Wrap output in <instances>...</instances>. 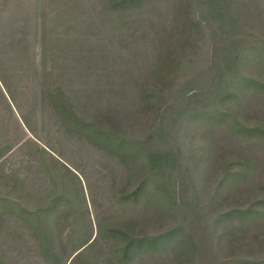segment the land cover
Wrapping results in <instances>:
<instances>
[{"label":"trees","instance_id":"16d2710c","mask_svg":"<svg viewBox=\"0 0 264 264\" xmlns=\"http://www.w3.org/2000/svg\"><path fill=\"white\" fill-rule=\"evenodd\" d=\"M28 4L0 0V87L14 102L2 66L15 77L30 70L37 96L49 101L63 137L75 139L128 172L144 165L147 173L141 178L133 170L127 174L126 185L113 197L117 204L139 202L152 179L157 200L167 204V215L184 210L187 202L182 195L175 198L183 192L176 177L185 176L188 169L181 167V149L171 133L178 121L190 128L226 124L245 153L238 157L236 151L230 153L234 159L224 167L220 184L230 188L248 183V200L208 224H202L206 215L201 211L206 207L194 206L198 236L216 232L226 221H240L241 230L262 222L264 123L243 126L234 120L238 109L224 106L255 97L264 100V0H35ZM257 114L264 117V108ZM119 117L145 118L146 130L133 135L130 120ZM6 149H0V158ZM36 153L40 175L48 185L40 192L38 205L25 207L7 195L1 201L10 215L17 214L51 263L59 257L48 228L53 217L60 219L67 213L80 222L84 177L44 148H36ZM10 183L15 188L21 180L0 176V191ZM219 191L215 189L209 205L221 202ZM119 225L99 222L97 236L120 240V259L146 246L154 248L180 230L149 238L129 235ZM85 236L79 233L76 251L85 248L77 258L85 259L98 243V238L89 243ZM187 239L178 242L181 256L193 264L201 261L197 246L189 247ZM222 264H264V256L256 262L225 260Z\"/></svg>","mask_w":264,"mask_h":264},{"label":"rangeland","instance_id":"374dc122","mask_svg":"<svg viewBox=\"0 0 264 264\" xmlns=\"http://www.w3.org/2000/svg\"><path fill=\"white\" fill-rule=\"evenodd\" d=\"M25 1L30 6L35 0ZM2 71L14 102L0 87V149L7 147L0 158V176H14L21 180V184L13 188L12 181L7 187L10 191L5 186L0 191V264H193L187 256H181L178 250V242L185 236L189 238V247L197 246L201 254V261L194 264H222L225 260L256 262L264 256V218L256 226H243V230L240 229V221H226L216 232L209 230L198 236L200 227L197 219L192 217L194 206L206 207L201 211L206 215L202 224H208L218 214H224L237 205L242 207L248 200V183L239 182L230 188L227 183L220 184L224 167L234 159L230 153L236 151L235 156L245 153L239 137H234L226 124L211 129L204 126L190 128L192 126H185L184 121H178L171 133L172 139H176L181 149V167L188 169L185 176L176 177L177 184L183 185V192L175 195V198L182 195L187 202L184 210L167 215V204L157 200L152 179L139 202L122 206L117 204V192L126 185V176L132 170L137 172V178L147 173L144 165L137 169L131 168L128 172V168L89 151L75 139L63 137L55 126L56 119L49 101L43 102L37 96L38 88L32 72L26 69L18 74L19 77H15L10 71H4V66ZM232 103L224 107L238 109V117L234 120L241 125L264 123V117L257 114L258 109L264 108V100L255 97L241 104ZM119 118L130 120L133 135L139 136L146 130L145 118V121L142 117ZM124 126L130 133L129 124L125 122ZM36 148H44L73 171L74 167L78 168L84 177L80 188L83 200L79 224L74 220V215L67 213L60 219L58 216L53 217V225L48 228L53 232V251L59 257L58 261L51 263L43 256L35 240L21 224L22 221L17 219V214L10 215L1 201L7 195L10 200L25 207L34 208L38 205V199L42 197L40 192L48 185L40 175V157ZM256 156L261 157L259 153ZM59 182L57 180L54 185ZM131 182L132 185L134 180ZM261 184L264 185V175L261 176ZM54 185L53 192L56 190ZM218 187L220 191L217 198L221 202L218 204L215 199L216 203L211 206L213 193ZM259 194L264 196V191ZM114 221L120 223L119 227L129 235L149 238L162 236L170 229L180 230L178 235L167 237L165 242L154 248L146 246L138 253L133 251L127 259H120L123 243L120 240H108L106 235L97 236L99 222L108 224ZM80 232L87 234L85 237L90 239L89 243L98 238V243L86 252L85 259L76 256L83 253L85 248L76 251Z\"/></svg>","mask_w":264,"mask_h":264}]
</instances>
